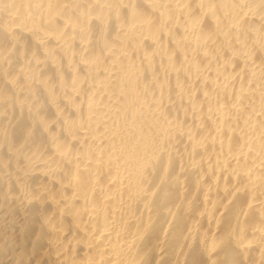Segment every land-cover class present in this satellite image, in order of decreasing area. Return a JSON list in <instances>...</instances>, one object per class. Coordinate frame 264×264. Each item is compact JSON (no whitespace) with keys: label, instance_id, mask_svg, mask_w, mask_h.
Returning a JSON list of instances; mask_svg holds the SVG:
<instances>
[{"label":"bare ground","instance_id":"6f19581e","mask_svg":"<svg viewBox=\"0 0 264 264\" xmlns=\"http://www.w3.org/2000/svg\"><path fill=\"white\" fill-rule=\"evenodd\" d=\"M0 264H264V0H0Z\"/></svg>","mask_w":264,"mask_h":264}]
</instances>
